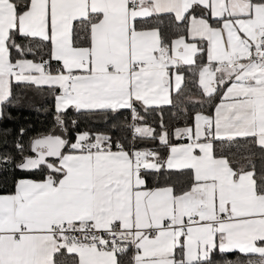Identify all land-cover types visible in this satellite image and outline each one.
<instances>
[{
    "label": "snow or ice",
    "instance_id": "obj_1",
    "mask_svg": "<svg viewBox=\"0 0 264 264\" xmlns=\"http://www.w3.org/2000/svg\"><path fill=\"white\" fill-rule=\"evenodd\" d=\"M0 264H264V0H0Z\"/></svg>",
    "mask_w": 264,
    "mask_h": 264
},
{
    "label": "trees",
    "instance_id": "obj_2",
    "mask_svg": "<svg viewBox=\"0 0 264 264\" xmlns=\"http://www.w3.org/2000/svg\"><path fill=\"white\" fill-rule=\"evenodd\" d=\"M191 79V77H190ZM188 91L185 93V103L190 111L198 109L199 105L195 104V100L198 97L197 89L192 83H189ZM191 96L192 101L189 102L187 97ZM26 106L20 110L12 109L11 115L16 119L7 121V127H18L20 125H31V134L45 131L52 123V115L50 112H45L42 105L47 106L46 101L42 95H33L29 93V98L25 101ZM39 109V111H37ZM103 122L101 120H95L88 124L89 127H100Z\"/></svg>",
    "mask_w": 264,
    "mask_h": 264
}]
</instances>
